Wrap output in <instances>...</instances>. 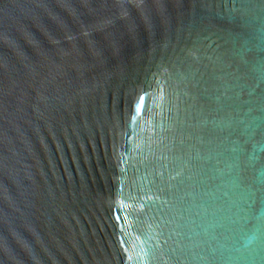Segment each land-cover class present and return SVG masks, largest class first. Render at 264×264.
<instances>
[{
  "label": "water",
  "instance_id": "95a60500",
  "mask_svg": "<svg viewBox=\"0 0 264 264\" xmlns=\"http://www.w3.org/2000/svg\"><path fill=\"white\" fill-rule=\"evenodd\" d=\"M0 264H264V0H0Z\"/></svg>",
  "mask_w": 264,
  "mask_h": 264
},
{
  "label": "snow or ice",
  "instance_id": "6c2138e0",
  "mask_svg": "<svg viewBox=\"0 0 264 264\" xmlns=\"http://www.w3.org/2000/svg\"><path fill=\"white\" fill-rule=\"evenodd\" d=\"M142 99V98H141Z\"/></svg>",
  "mask_w": 264,
  "mask_h": 264
}]
</instances>
